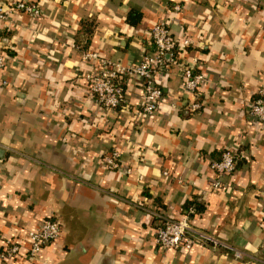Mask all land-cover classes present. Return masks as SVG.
<instances>
[{
  "label": "crops",
  "instance_id": "1",
  "mask_svg": "<svg viewBox=\"0 0 264 264\" xmlns=\"http://www.w3.org/2000/svg\"><path fill=\"white\" fill-rule=\"evenodd\" d=\"M37 4L0 21V249L20 251L0 264H264V124L248 106L264 90V0H0ZM179 11H174V6ZM134 7L140 16L127 20ZM166 19L193 43L207 81L199 107L181 108V67L159 75L162 102L141 115V94L123 77L126 99L105 111L86 92L97 65L84 51L132 65L152 50L151 27ZM175 103V106H170ZM123 149L118 170L101 157ZM230 147L241 155L212 188L210 163ZM130 168L128 174L124 169ZM191 203L193 212L184 207ZM189 223L242 253L194 244L162 249L154 215ZM61 223L57 239L29 259L28 231Z\"/></svg>",
  "mask_w": 264,
  "mask_h": 264
},
{
  "label": "built area",
  "instance_id": "2",
  "mask_svg": "<svg viewBox=\"0 0 264 264\" xmlns=\"http://www.w3.org/2000/svg\"><path fill=\"white\" fill-rule=\"evenodd\" d=\"M179 6H174V11H179ZM15 12H22L37 18L40 9L37 4L13 1L7 5H0V21L11 22V16ZM153 49L144 53L139 61L132 65H124L118 61H112L106 57H100L96 51H84L82 59L93 61V66L83 74L86 83V92L92 100L105 111L118 108L126 99V89L122 83L123 77L133 79L139 86L141 104L139 110L141 115L150 117L157 111L162 102V90L159 86V75L167 74L171 65L178 64L181 67L182 91L187 96L186 102L181 108L194 111L199 107V91L207 81V75L200 70L197 59L190 64H184L179 59L182 48L190 46L193 41L183 37L179 38L172 34L169 22L162 18L156 22L149 32ZM5 55L0 52V69L5 66ZM170 106H175L171 103ZM248 114L251 122L264 124V90H258L257 95L248 106ZM123 149L121 145L113 146L102 157V164L108 170H118L122 167L121 157ZM241 157L234 149L227 147L222 150L220 157L210 163V168L215 172V179L211 182L212 188H218L222 184L220 178L234 171L237 160ZM130 173V168L124 169ZM190 212L193 209L189 210ZM154 237L156 243L162 249L178 250L183 248L189 250L194 244L212 246L231 251L234 257H242V253L222 241L221 239L194 229L189 223V215L176 219L156 213ZM264 220V214H263ZM59 220L49 218L42 220L39 225L27 233L29 247L27 254L33 259L44 246L58 238L61 232ZM20 251V246L15 242H6L0 249V261L15 256Z\"/></svg>",
  "mask_w": 264,
  "mask_h": 264
},
{
  "label": "trees",
  "instance_id": "3",
  "mask_svg": "<svg viewBox=\"0 0 264 264\" xmlns=\"http://www.w3.org/2000/svg\"><path fill=\"white\" fill-rule=\"evenodd\" d=\"M139 16H140V13H138V11L134 7H131L130 10L128 11V13H127V20L130 23H134V22H136V19ZM191 206H192L191 203H187L186 206L184 207V209L185 210H187V209H189V210L193 209L194 210L196 208V207H191Z\"/></svg>",
  "mask_w": 264,
  "mask_h": 264
}]
</instances>
